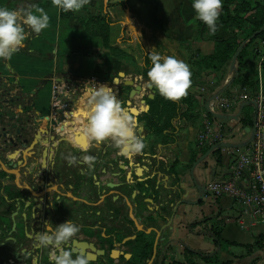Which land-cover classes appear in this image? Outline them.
Masks as SVG:
<instances>
[{
    "label": "crops",
    "instance_id": "crops-1",
    "mask_svg": "<svg viewBox=\"0 0 264 264\" xmlns=\"http://www.w3.org/2000/svg\"><path fill=\"white\" fill-rule=\"evenodd\" d=\"M107 2L108 0H89L82 10L71 11L69 18L63 17L61 10L53 4L42 6L49 13L50 25L38 34L40 37L32 39L30 45L31 49L42 57L19 51L11 60L0 58L2 88L5 85L12 96L19 98L22 94H27L25 101L16 99L14 107L11 105L13 113L5 119L7 121L16 119L21 129L30 127V120L35 119L38 132L49 131L50 135H56V138H67L62 143L58 139L54 142V146L52 145V148H56L53 155L58 159L55 170L57 179L52 190L57 196L61 194L73 202L81 201L85 206L89 226L95 225V220L99 221L96 224L98 229L96 233L90 229L86 232L87 238L91 241L96 242L98 238L107 239L112 235L113 221L117 222L123 218L133 232L132 235L124 232L127 236L125 238L136 236V231H143L150 236L156 234V241L162 226L173 216L171 227L166 228L162 233V239H159L155 259L161 249L166 256L164 264H190L187 261L192 257L188 254L189 250L212 251L216 245L211 237L192 232L189 224L204 217L220 215L221 219H225L223 238L237 245L223 247L218 252L219 261L228 264H250L256 253L253 252L251 255L247 246H253L257 238L264 235V222L255 221L253 208L242 206L229 196L214 198L206 193V186L212 180L231 179L233 157L224 151L219 161L216 154L211 152L193 171L194 164L211 150H208V147L200 148L197 141L205 116L209 113L206 103L221 92L223 95L232 96L238 90L235 88L229 94L223 92L232 77L231 64L223 72L210 71L204 79L192 81L188 95L192 94L197 99L203 120L199 122L191 120L187 125L178 118L174 121V130L167 131L168 140L159 142L154 152H150L149 145L146 144L145 148L148 151L132 154L138 155L139 161L148 169L144 175L148 181L134 187L137 191L141 190L138 198L133 200L123 196L118 199L120 193L107 187L112 182H120L115 174L120 171L116 159L121 152L110 140L97 145L83 134L82 129L86 124L83 110L89 104V89L103 86L101 84L114 88L118 99L129 111L132 108L140 109L137 119L141 124H143L141 117L147 112L141 111L144 108L141 100L143 96L146 98L152 92L147 87L149 83L145 82L142 76L131 73L132 67L128 59L115 58L103 48L104 42L101 37L84 32L83 19L107 10L112 22L111 44L128 51L130 47H134L141 63L144 53L153 50L165 55H175L189 66H191V52L199 50L201 55L215 52V42L199 39L198 18L192 7V0H158L157 17L161 19L162 27L154 22V12L157 7L154 2L129 0L128 7L115 5L109 9L106 8ZM7 3L8 0H0V5L7 6ZM127 16L131 25L126 23ZM120 73H125L126 78H121L118 89L113 87V80ZM101 79L105 82L100 83ZM130 79L144 86L141 96L133 101L132 106L129 105L132 101L127 95L131 88L123 84L125 80ZM61 86L65 91L61 99L62 105L54 107L53 100ZM202 86L206 87L204 93L200 90ZM5 88L0 89V93L3 94ZM154 91L156 94L158 89ZM24 111L29 115H25ZM212 121L215 125L222 124L225 132L231 131L230 134L234 137L229 138L228 134L226 144L249 145L251 134L246 131L238 133L239 120L215 117ZM55 124L57 126H54ZM59 129H63V132L58 133ZM31 131L33 130L29 133ZM149 134L143 124L144 137L147 138ZM48 146L44 142L41 143V149ZM239 148L243 147L237 149ZM206 150L208 151L205 153ZM194 153H197L198 160L191 163ZM88 154L97 157L96 167H89V164L82 159ZM8 155L6 163L9 168L3 160H0V171L9 179L8 188L15 189V184L19 182L18 171L15 167H11L15 161H10ZM68 155L76 156L77 162H69L66 159ZM44 159L42 156L41 169L44 167ZM40 168L38 176L42 179L43 169ZM66 171L70 173L86 171V184H80L83 188L78 190H74L72 186L66 188L67 182L63 180L69 177ZM131 171L132 168L129 169V172ZM151 177L153 178L149 180ZM138 180L135 177V181ZM147 183L151 184L150 188H145ZM42 194L44 193H39L40 196ZM119 206L124 208L117 209ZM161 206H163L162 215L157 211ZM113 210L115 213L112 212ZM215 221L216 219L213 222ZM240 221H244L248 228H242ZM125 247L121 250L125 251ZM192 259L198 264H204L197 256H193ZM119 263L120 260L112 263L102 257L90 262V264Z\"/></svg>",
    "mask_w": 264,
    "mask_h": 264
},
{
    "label": "trees",
    "instance_id": "trees-1",
    "mask_svg": "<svg viewBox=\"0 0 264 264\" xmlns=\"http://www.w3.org/2000/svg\"><path fill=\"white\" fill-rule=\"evenodd\" d=\"M138 1L156 3L157 7L154 12V22L162 27V21L157 17L158 0ZM33 3L39 4L40 6H48L52 4V0H8L6 7L10 9L26 8ZM115 5L128 7L129 0H108L106 8L109 9ZM61 15L69 18L71 17V10L67 12L61 10ZM197 24L199 27V39L215 42L216 49L215 52L210 55H201L199 50L191 52L190 69L193 82L197 79H204L210 71L223 72L224 69L231 64L235 55L240 51L235 61V68L232 70V77L223 92L229 94L235 88H246L249 94L255 95L261 83L264 89V53L260 54L261 52L258 49H252V45L255 41L259 40L264 42V0H223L222 12L218 21L219 26L215 34L209 31L206 23L202 20L198 19ZM111 25L112 22L107 10L83 19V30L86 34L101 37L104 42L103 48L105 50L110 52L111 55L117 59H128L132 67L131 73H133V75L142 76L143 80L149 83V77L147 76L148 69L151 67L149 52L144 53L142 64L139 61L137 50L134 47H130L128 51L121 47L113 46L111 44ZM25 30L28 36L20 52L42 57L30 47L32 39L40 37V35L32 32L30 26L25 25ZM231 31L234 33L229 34ZM225 33L229 34V36H225ZM242 33L244 36L241 35ZM262 58L263 60L261 62ZM260 65L261 72L259 71ZM153 90H156V88ZM146 101L150 109L145 112L141 118L144 126L150 132L147 138H145L146 144L149 145L148 150L150 152L155 151L159 142L168 140L169 134L167 131L174 130V121L176 119H182L187 125L191 120L198 122L203 120L197 99L192 94L182 97L180 100H170L163 97L157 91L154 98L151 99L147 96ZM243 104L247 105L243 107ZM243 104L240 106V110L243 107V111L238 123V133L246 131L247 128H252L255 123V106H253L251 102H244ZM221 114L229 116L227 113ZM207 116L211 120L215 119L210 113H208ZM230 132V130L225 132L227 139L228 134L229 138L234 137ZM238 147L244 148L245 146H236V148ZM209 149L212 148L210 147L208 150ZM148 150L145 148L143 152ZM208 150H206L205 153ZM213 152L220 161L223 156L221 148H215ZM197 160V153H194L191 158V163ZM215 219L216 221L213 222ZM224 226L225 219H221L220 215L204 217L189 224V229L192 232L211 237L216 245L215 249L212 251L189 250L188 254L192 257L187 261L190 264H198L193 261V256L199 257L204 264H228L227 262L219 261L218 252L226 245L237 244L223 238L222 233ZM124 232L130 235L133 234L128 226L125 228ZM124 232H119L116 237V242L119 245L122 244L123 239L127 237ZM124 246L130 248L129 253L132 254V257L129 260H125L124 258L120 259L122 264H149L154 257L155 241L152 235H146L143 231H136V238L127 242ZM247 247L251 255H253V252L256 253V256L253 257L250 264H264V235L259 236L253 246ZM114 248L115 247L112 246V249ZM165 259L166 256L160 249L153 264H164ZM108 260L112 263L115 261L110 257H108Z\"/></svg>",
    "mask_w": 264,
    "mask_h": 264
},
{
    "label": "clouds",
    "instance_id": "clouds-1",
    "mask_svg": "<svg viewBox=\"0 0 264 264\" xmlns=\"http://www.w3.org/2000/svg\"><path fill=\"white\" fill-rule=\"evenodd\" d=\"M88 3L89 0H52V4L64 12H78ZM192 7L196 17L205 22L209 31L215 34L223 0H192ZM126 23L131 25L128 16ZM25 25L30 26L32 32L40 34L50 25L49 13L36 3L19 9L0 5V58L11 60L24 46L28 36ZM134 30L137 31L135 27ZM149 58L151 67L147 76L150 86L170 100H180L188 95V89L192 85V72L187 62L175 55H165L155 50L149 52ZM101 85L103 86L89 89V104L83 110L86 118L83 134L97 145L110 140L124 155L141 153L146 147L143 124L122 105L112 87ZM66 159L71 163L77 162L74 155H68ZM82 159L92 167L97 157L88 154ZM48 221H44V230L36 233V239L42 248L52 246L49 260L53 264H90L91 257L87 253L79 252L74 256V249L61 247L77 236L80 226L71 219L56 224L55 227Z\"/></svg>",
    "mask_w": 264,
    "mask_h": 264
},
{
    "label": "flooded vegetation",
    "instance_id": "flooded-vegetation-1",
    "mask_svg": "<svg viewBox=\"0 0 264 264\" xmlns=\"http://www.w3.org/2000/svg\"><path fill=\"white\" fill-rule=\"evenodd\" d=\"M3 123V126L7 124L11 127L17 126L15 131H10V134L12 137H16L15 141L18 143V147L15 151L9 153L8 156H16L15 169L18 171L19 182L15 184V189L8 188L7 182H9V179L0 171V264H53L49 260L52 246L49 245L48 248H42L36 239V233L44 230V221L46 220H49L48 222L52 223L53 227H55L56 224L71 219L80 226V232L71 242H66L61 247L73 249L72 244L75 239L90 240L87 238L86 232L92 226H89L88 219L86 218L85 206L79 200L73 202L67 196L61 194L57 196L52 190L57 178L55 170L58 163V159L54 155L52 157L47 156L44 159V167L42 168L44 172L41 174L42 179L38 176L40 160L44 154V149H41V143H45L50 136L38 132V124L35 119H31L29 122L33 131L25 136L29 140L27 146L24 143V138L20 139L16 135V131L21 129L20 123L16 119H12V121L5 119ZM58 139L60 138H56L55 141ZM66 140L67 138L63 137L60 139V142L62 143ZM46 145H49L47 148L50 149L53 143H47ZM0 160H3L7 168H9V165L6 163L7 155H3L1 151ZM96 166L97 160L93 163L92 167ZM135 177L133 173L129 182H134L137 185L139 183L135 181ZM66 178L63 179L67 182L66 188L69 189L71 186L74 190L83 188L80 185L82 181L81 177L76 184L72 180H69V177ZM41 192L44 194L40 196L39 193ZM41 207L43 208V212H39V208ZM7 215L11 217L13 215L17 224L15 228L12 225L10 230L5 229L2 223L4 216ZM98 222L97 220L94 222L96 229L91 230L93 233H96L98 230L96 226ZM113 222L114 224L111 227L112 235H109L107 239L98 238L94 242L99 248H106L109 253L112 250V246L119 245L116 242V237L119 232H124L128 225L125 218ZM56 250L58 251L59 249ZM73 255L75 256L76 254L73 253ZM108 257L110 255L102 258L108 260Z\"/></svg>",
    "mask_w": 264,
    "mask_h": 264
},
{
    "label": "water",
    "instance_id": "water-1",
    "mask_svg": "<svg viewBox=\"0 0 264 264\" xmlns=\"http://www.w3.org/2000/svg\"><path fill=\"white\" fill-rule=\"evenodd\" d=\"M239 52L235 55L233 61L231 62V69L232 70L235 68V61H236V59L238 57ZM121 78H123V79L126 78V74L125 73H120L119 76L116 77L113 80V87L115 86V87H118V89H119L120 84H121ZM100 81H101L100 83H104L105 82V80H102V79ZM123 84L126 87H130L131 88L130 92L127 95H129V99L132 101V102H129V105L132 106L133 101H135V99L138 96H141V94H142V92L144 90V86L142 84H137L136 80H134V79L125 80L123 82ZM147 87L152 92L151 94L148 95V97L151 98V99L154 98L155 97V91L153 90L154 87L150 86L149 84H148ZM3 88H5V85L3 86ZM3 88H2V86L0 84V89L3 90ZM5 89H6L5 91H2L3 94L0 93V151L3 153V155H8V153H11V152L15 151V149H17V147H18V143H16V141H15L16 137L10 136V131H15L17 126L14 125L13 127H11L9 124L3 126V124H4L3 121H4L5 118H7L9 116L10 113H13V110L11 111V109L14 107V103H15L16 99L18 98L21 101H25V97L27 96V94L24 93L21 96L22 98L21 97L19 98L17 96H12L11 93L9 92V88L8 87L5 88ZM113 90H114V88H113ZM220 94H222V92ZM220 94H217V95L211 97L210 100L206 103L207 111L210 114H212L214 117H216V118H223V119H229V120H232V119L239 120L240 116L242 114V111H243V107L245 105H247V104H243V107L241 108V110L236 115H233V116H226V115H222V114H217V113H215V112H213L211 110V107H210L211 106V102ZM141 101H142V103L144 105V108H142L141 111L142 112L148 111L150 109V106L147 105V101H146V98H144V96H143V99ZM130 112L133 115H135L136 117H138L139 114H140V109L132 108L130 110ZM23 113L25 115H29L26 111H24ZM54 126H57V124H55ZM30 130H32V129L30 127L26 126V127H24V129H19V130L16 131V135L19 136L20 139L22 137L24 138V143H25L26 146L29 143V140L25 136H27V134H29ZM62 132H63V129H59L58 130V133H62ZM246 132L251 134V139H250V142H249V144H250L252 142V140L254 139V137H255L256 129L253 126L252 128H247ZM39 133L50 136L47 139V141L45 142L46 144L47 143H53L54 144L55 139H56V135H52L51 136L49 131H44V132L40 131ZM220 147L236 148V146H230L229 144H226V143L221 144ZM214 149H215V147L212 148L207 154H205L203 157H201L194 164L193 171L195 170L197 165H199L202 161H204L210 155V153L213 152ZM48 151H50V152H48ZM53 151H54V148H50V149L49 148H44L43 158H46L47 156L52 157L53 153H54ZM15 157H16L15 155L8 156L10 161H16ZM116 162L119 165V170L120 171H118L115 174V177H118L120 182L119 183L112 182V183L108 184L107 187L111 188V189H114V190H117L120 193L118 195L119 196L118 199L122 198L123 196H127V197L135 200L136 198H138V196L141 195V193H140L141 190L140 191L135 190L134 189L135 183L134 182L130 183L129 180H131L132 174L134 173V176H136L139 179L137 181L139 184H142L145 181H148V178H145V176H144L145 173L148 172V169H146L144 164L139 161V156L138 155H124V154L121 153L117 157ZM14 163L12 164L11 167H15L16 166V164H14ZM130 168H132L131 172H129ZM43 172H44V170L42 171V173ZM105 172H106V170L104 171V173ZM66 173L69 175L70 180H72L74 184L77 183V181L79 180L80 177L84 178V180H82L80 182V184H83V185L86 184L85 183V176H87V172L86 171H84V172L80 171V172H75V173H70L69 171H66ZM153 177H151L149 180H151ZM150 187H151L150 183H147L145 185V188H150ZM115 202H117V200ZM184 202H182V204ZM123 208H124L123 206H119L117 209L122 210ZM162 208H163V206H161V208H159L157 210L158 212H160L159 213L160 215H162V210H161ZM39 212H43V208L42 207L39 208ZM112 212H114V210ZM2 223H3V227L5 229H7V230H10L12 225H13L12 226L13 228H15L17 226L13 215H12V217L8 216V215L4 216V218L2 220ZM172 223H173V216L170 217L168 222L164 226H162L161 230L158 232V238L155 241V247H154V257H153L152 261L149 264H152L153 260L155 259V256H156L157 251H158L159 239L160 240L162 239L161 236H162L163 231L166 228L171 227ZM13 228H12V230H13ZM95 229H96L95 225H93L90 228V230H95ZM13 232H15V231H13ZM135 238H136V236L125 238L123 240L122 244L116 245L115 248L112 249L110 253L108 252V250L106 248H99L94 242H91L88 239L87 240L75 239L73 241V244H72V247L75 250L73 253L74 254H77L79 252L87 253L91 257L90 262H95L100 257H105L107 255H110V258L113 259V260H120L122 257H124L126 260H129L132 257V254L126 253L125 251H123L121 249H122V247H124V245L127 242H129V241H131V240H133ZM15 243H17V242H15Z\"/></svg>",
    "mask_w": 264,
    "mask_h": 264
},
{
    "label": "built area",
    "instance_id": "built-area-1",
    "mask_svg": "<svg viewBox=\"0 0 264 264\" xmlns=\"http://www.w3.org/2000/svg\"><path fill=\"white\" fill-rule=\"evenodd\" d=\"M262 60L263 58L261 62ZM259 71L261 72V65ZM200 90L204 93L206 87L202 86ZM64 93V87H59L53 100L54 107L62 105L61 99ZM244 102H251L256 109L254 123L256 132L249 145L239 149L220 147L221 144L226 143L227 137L223 125H215L207 115L197 141L200 148H221L223 153L228 152L234 160L231 165V179L212 180L206 186L207 195L214 198L229 196L242 206L253 208L256 222H264V89L262 83L255 95L249 94L246 88L238 89L232 96L218 95L211 102V110L215 113L236 115ZM239 223L242 228H248L244 221Z\"/></svg>",
    "mask_w": 264,
    "mask_h": 264
},
{
    "label": "rangeland",
    "instance_id": "rangeland-1",
    "mask_svg": "<svg viewBox=\"0 0 264 264\" xmlns=\"http://www.w3.org/2000/svg\"><path fill=\"white\" fill-rule=\"evenodd\" d=\"M234 32L233 31H231L229 34H233ZM229 34H224L225 36H229ZM242 36H244V34L242 33L241 34ZM252 40V39H251ZM215 47H216V44H215ZM216 49V48H215ZM252 49H258L261 53L260 54H262V53H264V42H261V41H259V40H257V41H255L254 43H253V45H252ZM152 238H153V240L155 241V238H156V234L154 235H152ZM125 251L126 252H128L129 253V251H130V248L129 247H125ZM119 264H122L121 262L119 263Z\"/></svg>",
    "mask_w": 264,
    "mask_h": 264
}]
</instances>
